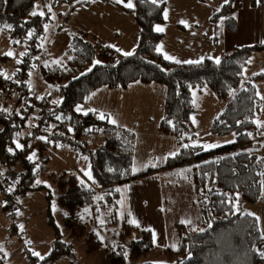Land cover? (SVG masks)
<instances>
[{
  "label": "trees",
  "instance_id": "trees-1",
  "mask_svg": "<svg viewBox=\"0 0 264 264\" xmlns=\"http://www.w3.org/2000/svg\"><path fill=\"white\" fill-rule=\"evenodd\" d=\"M39 1L49 2L0 0V30L6 29L14 44H25L20 82H14L10 75L0 74V160L7 168L16 163L23 168V175L16 182L18 188L7 186L13 190L14 203L19 194L44 189L38 183L39 172L33 167L35 156H41L43 148L39 147L38 154L32 155L17 148V144H28L39 131L44 108L50 105V89L57 87L61 102L53 103L46 120L47 126L40 132L49 135L52 142L54 139L64 141L85 153L92 174L90 184L72 174H51L57 183L58 204L65 210L64 225L76 237H84L87 254L104 251L101 264H126L128 260L137 262L155 248L150 231L134 227L124 220L117 221V216L113 223L105 218V224L101 226L114 227L118 232V240L106 246L95 231L86 232L82 219L92 222L88 218L94 213V207L115 208L119 186L147 177L158 169L134 174L131 137L127 136L128 141L125 142L117 135L123 129L106 119H97L93 113L81 114L76 108L85 104L101 88L122 89L136 82L161 84L166 88V96L159 130L162 134L177 136L183 142L187 133L193 137L192 90L208 88L217 98L227 101L224 110L211 123L212 134H232L235 141L210 151H203L199 146L183 147L162 167H188L203 228L195 230L178 224L176 248H165L160 253L168 260L165 264H264V256L261 255L264 253V231L257 217L241 212L237 207V203L255 204L262 194L264 159L258 157V152L264 142V125L256 122L261 102L252 83L259 77L252 76L244 88L235 92L250 56L263 50L264 45L236 47L225 53L219 64L210 58L199 63L171 62L158 51L163 34L156 30V26L165 23L166 3L134 0V7L129 9L123 5L128 0H124L119 6L132 15L140 29L138 44L132 55L126 56L92 36L87 39L88 34L75 30L65 62L46 64L42 32L52 18L49 9L43 15L36 12ZM62 3L71 6L62 23L67 22L75 8L89 5L85 0H52L51 6L57 8ZM231 9L230 0L212 15V20L226 17V27L235 31L236 23L229 18ZM33 12L37 15H32ZM43 49L44 60L39 63L37 55ZM0 58L5 57L0 55ZM36 76L40 77L42 84L39 79L37 81L41 86L50 91L40 92L37 115L30 118L28 114L32 106L28 99L33 94L32 81ZM57 113H62L65 121H59ZM54 122L58 124L52 126ZM98 131L103 132L105 141L96 148H89L87 141L81 139L82 135ZM30 156L32 159H29ZM99 195L101 198L96 205L95 197ZM92 205L94 207L90 208ZM88 207L90 209L85 212ZM3 211L14 216L8 207L3 206ZM47 213V223L54 233L51 251L40 258L25 246L22 255L28 264H54L61 256L70 257L71 263L76 264L73 260L74 246L62 240L60 228L49 207ZM11 229L19 232V228ZM0 264H5L2 250Z\"/></svg>",
  "mask_w": 264,
  "mask_h": 264
},
{
  "label": "rangeland",
  "instance_id": "rangeland-1",
  "mask_svg": "<svg viewBox=\"0 0 264 264\" xmlns=\"http://www.w3.org/2000/svg\"><path fill=\"white\" fill-rule=\"evenodd\" d=\"M169 4L172 5L168 9L169 16H172V11L174 10L173 2L168 0ZM232 1V6H234V0ZM52 0L44 3L43 1H39L36 6L37 13H45L47 9H49L52 21L47 23L44 26L43 34V42L46 45V64L50 63H62L65 62V55L67 53V48L70 45L72 32L77 30L75 25L80 24L82 21H86L90 18V15H93L95 11V7L90 8H79L74 9V16L69 17L67 19V23H62V18L67 14L70 9V5L65 3L60 4L57 8H53L51 6ZM128 2V1H127ZM126 2V3H127ZM134 5V0H131ZM158 2H167L166 0H160ZM230 2L229 0H214L213 4H216L214 10L217 12L221 9L223 4ZM244 2H249L255 7V12L252 15L251 22V30L256 34L254 41L256 43L252 44H264V0H244ZM98 4L101 5L100 8L103 9V15L98 16L95 20L86 23L87 27L96 30V31H104L110 37V40L114 42L125 43L127 40H130L134 31L130 28V22L125 18L124 19V28L126 34L123 35L122 32L113 31L116 29L114 22L116 20V9L118 13L129 17L131 14L122 8H114L117 5L115 0H99ZM114 4V6H112ZM124 5V4H123ZM187 5V1H186ZM84 6V5H82ZM187 6H193L191 10L187 13H191L195 11V6L193 3H189ZM186 6V7H187ZM198 6V4H197ZM120 7V6H119ZM167 7V4H166ZM185 7V9H186ZM201 7V6H200ZM184 9V10H185ZM166 10V9H165ZM203 11V10H202ZM125 13V14H124ZM165 14V13H164ZM132 16V15H131ZM133 18V17H132ZM243 20L244 16L241 17ZM134 19V18H133ZM135 21V20H134ZM237 23V21H234ZM137 24V23H136ZM170 23L166 24L165 29L167 30L170 27ZM217 29H220L221 33L223 32V28L221 24H218ZM234 33V32H232ZM241 37V34L238 36ZM91 35L87 36V39H91ZM238 38V39H239ZM170 40H172L171 32L168 30L164 35L163 42L167 44ZM25 51V44L19 43L14 44L8 35V31L6 29L0 30V55L4 56V59L0 58V74L1 75H10L13 71L16 70L18 66V62L21 61V56ZM11 52L12 55L9 56L7 53ZM259 77V79L252 81L256 93L260 99V115L256 119L257 123L264 125V50L254 52L250 59L248 60L247 66L244 68L242 73V80L240 82L239 87L235 90V92L245 87V83L250 81V78ZM41 79L39 76H36L32 81L33 86L36 85V81ZM42 84V82H41ZM164 86V85H163ZM36 87V86H35ZM34 88V87H33ZM165 88V86H164ZM35 89V88H34ZM195 88L192 90L193 97V106L194 112L191 116L192 126H193V137L191 133H187L185 135L184 141L180 142V139L177 136H173L170 134H162L159 130V124L161 119L158 122L157 129V120H158V111L154 108H131L127 110L124 118L121 120V125L123 127H119L123 129L122 132L118 133V137H121L125 142L128 141L127 136L131 137V152H132V169L133 173L137 174L144 167V159L149 161L148 167H153L152 169H158L162 171H166L167 173L163 174L161 178L163 179V183L173 182L175 183L177 179L176 186H173V191L175 192V197L180 205H182L185 199H188L189 206L197 205V195L194 189V185L192 180L188 177V167H177L171 169H163L162 167L172 158L174 155H169L168 158H165L166 152L177 153L179 150L184 148H189L191 146H199L203 151H210L226 144L232 143L235 141L234 135L227 136H217L212 134L211 132V123L215 117H217L225 108L227 101L217 98L208 88ZM52 92L55 94V101L52 96H49L51 100L50 107L53 106V103L60 104L61 98L58 93V88H51ZM46 91V88L40 86L38 89L34 91V95L38 98L40 92ZM207 91V92H204ZM50 91V93H52ZM43 93V94H44ZM208 93V94H206ZM119 93H114L112 95L117 96ZM156 96V100H158L159 92L154 93ZM166 96V88L164 94L163 104L159 105V109L162 108V117L164 115V103ZM91 102V101H90ZM93 104V103H92ZM80 113H83L81 107ZM137 109L141 115L138 116L134 113V110ZM37 109H31L30 114L35 116V112ZM77 110V108H76ZM38 112V110H37ZM104 114V113H102ZM107 113L104 115L106 116ZM37 115V114H36ZM56 118L59 121H65L62 113H57ZM152 118V120H151ZM193 118L195 123H193ZM116 126V125H115ZM120 126V125H119ZM118 127V125H117ZM71 128V126H69ZM105 135L102 131H98L96 133H84L81 137L82 140H87L88 146H99L105 141ZM219 145V147L205 149L201 147V145ZM46 150L43 149V153L40 157L38 155L34 158V170L39 172L38 181L43 185L44 189L30 191L25 195H17L15 200L16 207L18 212L11 216L8 212L7 215L4 213H0V233L5 229L9 232L8 241L4 242L0 245V250L7 253L8 260H6V264H20L19 263V252L12 253L16 248H20L23 250L25 246H28L30 252H37L40 254V258L47 255L51 251V245L54 239V233L52 228L48 225V207L50 208L51 214L53 215L54 220L60 228L61 238L63 241L67 243H71L74 246V258L76 264H101V258L104 255V251H100L95 254H87L85 250L84 237L78 238L75 234L67 229L64 225L65 221V210L60 207L57 201L58 190L56 180L51 177V174L55 176L61 175L63 173L73 174L79 180L90 184L92 182V174L90 163L87 159L86 155L81 154V150L72 148L67 143L62 141L58 142L55 140L51 144V148L47 150V155H45ZM160 154L163 155V158L160 157ZM45 155V156H43ZM138 157L137 169L134 170L133 163ZM258 157L260 159H264V142L262 144V149L258 152ZM45 158L48 159L45 161ZM170 158V159H169ZM155 162H158L155 164ZM12 165V169L16 172H23V168L21 165ZM146 167V165H145ZM146 167V169L148 168ZM76 169L80 170L82 173L77 174ZM149 170V169H148ZM86 173L91 174V178H89ZM138 182L147 183L153 189H156V183H153L147 178H138L136 179ZM126 184V183H125ZM124 185V184H123ZM121 185V186H123ZM163 194L166 196V192ZM100 195L95 197V204H98V200L100 199ZM119 201L123 202V199L120 197ZM119 201L117 203V207H121L119 205ZM188 206L187 202H185ZM169 205H167L168 207ZM94 207V205L89 206ZM86 208L85 212H87ZM108 207V206H106ZM238 210L244 213H252L253 216L259 218V225L262 231H264V181L262 186V194L260 199L255 204H240L237 203ZM159 210L162 212L165 211V206L163 205L162 209H160V204H158ZM108 209L97 208L94 207V213L89 214V220L92 222H87L85 219H82L83 225L86 228V232L90 233L95 231L98 236L101 238L105 245L111 246L118 240V232L115 231L114 227H105L103 228L101 224H105V216ZM121 211V210H120ZM119 211V213H121ZM88 215V214H87ZM185 220V219H184ZM118 221H122L121 218H118ZM186 221V220H185ZM192 222V220H191ZM11 227L14 229L19 228V232L11 231ZM195 230H200L203 228L202 224H195L192 226ZM110 231L113 233L111 234ZM115 231V232H114ZM135 238V237H134ZM160 249L155 247L154 250L147 254L146 256L141 257L137 262H151V263H160L165 264L168 263L167 258L160 253ZM70 257L61 256L57 258L54 264H72L70 261ZM25 264H27L26 260ZM137 262H133L128 260L126 264H136Z\"/></svg>",
  "mask_w": 264,
  "mask_h": 264
},
{
  "label": "crops",
  "instance_id": "crops-1",
  "mask_svg": "<svg viewBox=\"0 0 264 264\" xmlns=\"http://www.w3.org/2000/svg\"><path fill=\"white\" fill-rule=\"evenodd\" d=\"M85 1H87L89 5L80 6L75 9L83 7H95V11L93 15H90L89 19L84 22L82 21L80 24H76V29L83 33L91 35L96 39H99L103 44L110 45L116 50L119 49V52L122 54L126 52H134L138 44L140 29L132 16L130 15L129 17H126L124 15H121V13H118L117 11L119 9H116L117 22H114L116 29H114L113 31H120L123 33V35H125L126 31L124 28V19L126 18L130 22V28L134 31V33L131 39L127 40L125 43H121L119 41L114 42L110 40V37L106 34V32L96 31L86 26V23L95 20V18H97L99 15L102 17L105 15L101 14L103 13V9L100 8L101 5L98 4L99 0ZM158 1L160 0H157V2ZM166 1L167 7L165 13L167 14V16L165 17V23L156 26V29L157 27L163 28L162 32L158 31L163 34V38L158 45V51L164 57L166 55L172 57L173 59L171 60L167 59L171 62L177 63L176 61L178 60L180 61V63H185V61L189 60L202 61L205 58H210L214 61H216L217 59L221 60L225 53L232 51L236 47L255 45L252 43H256L252 42L254 41L256 34L251 30L252 15L256 9L249 2H244V0H234L235 4L234 6H232L231 11L229 12V18L233 21H237V23L235 25L236 30L230 31L226 27V17H220L215 21L212 20V15L217 12V10H214L215 7H217L216 4H213L214 0H205L203 2L199 0H171L174 7L172 16H169L168 14V9L172 5L169 4L168 0ZM186 1L187 5L189 3H193V5L195 6V11L187 13L194 7L187 6ZM117 5L119 4L117 3ZM224 5L225 4H223L222 7ZM112 6H114V4H112ZM114 8L121 7L115 6ZM74 11L75 10H73L70 15V17L72 18L74 16ZM242 16L245 17L244 20L241 18ZM168 23H170L171 25L166 30L165 26ZM218 24H221L223 28L222 33L220 29H217ZM168 30L171 32L172 40L165 44L163 42V39ZM239 34H241L240 38L238 37ZM201 90L204 89L201 88ZM157 91L159 92L158 100H156V96L154 95V93H156ZM114 93L119 94L117 96L112 95ZM164 94L165 88L161 84H142L136 82L122 89L101 88L97 90L85 104L80 105L79 107H81L83 110V113L81 114L93 113L97 117V119H100L101 113H107L106 116L104 115V119L108 120L109 122L111 120H115V123L112 124L116 126L118 125V127H123L121 125L126 126V124H121V120L124 118L127 110L131 108L151 107L158 111V120L156 122L158 129V122L162 118V108L160 110L159 105L163 104ZM52 98H54L55 101L54 93ZM134 113L138 116L141 115V113L137 109L134 110ZM96 147L97 146H92L89 148ZM42 154L44 153H41V155ZM47 154L48 153L46 151L45 155ZM81 154L86 155L83 152H81ZM170 154L172 155L173 152H166L165 158H168ZM160 157L163 158V155L160 154ZM143 159L144 167L137 174H143L148 171V169L153 168L147 166L149 164V161L147 162L144 155ZM157 163L158 162H155V164ZM137 164L138 157H136L133 163L134 170L137 169ZM145 165L146 167H148L147 169ZM76 172L77 174L82 173L78 169H76ZM165 173L167 172L157 170L153 171L147 177H144L147 178V180L156 183V189L152 188L153 184L151 187L147 183L138 182L137 180L129 181L123 186H119V199L121 197L123 199V202L119 201L118 199L117 203L119 201V205H121V207L116 206L115 208H109L105 216V218H107L109 214H114L115 218L117 216V221L118 218L124 220L126 217L127 223H130L134 227H138L139 229L150 231L155 247L159 248L160 250H163L165 248H176L178 243V224L188 225L191 228L194 224L195 227H197V224H202V218L200 215L198 204L190 207L188 199H185L182 205H180L175 197L173 186H176L177 179H179L181 176L179 175L175 183H163V179L161 178V176H163V174ZM164 191L167 194L166 196L163 194ZM3 198L4 197L0 195V213H4L5 215H7V213L3 211ZM185 202H187L188 206ZM158 204H160V209H162L163 205L166 207L164 212H162V210H159ZM167 205L169 206L167 207ZM104 209H107V207H104ZM119 211L121 213H119ZM132 221H135L136 223H132ZM11 231L14 232V230L12 229ZM9 237V232L4 229L0 233V245L8 241ZM17 252H19L20 254L19 263L25 264L24 260L26 259L21 253L22 249L16 248L12 253ZM4 254L6 261L8 260L9 255L7 256L6 252H4Z\"/></svg>",
  "mask_w": 264,
  "mask_h": 264
},
{
  "label": "built area",
  "instance_id": "built-area-1",
  "mask_svg": "<svg viewBox=\"0 0 264 264\" xmlns=\"http://www.w3.org/2000/svg\"><path fill=\"white\" fill-rule=\"evenodd\" d=\"M34 38H36V35H34ZM44 51H45V49H43L37 55L39 63L44 60ZM22 68H23V62L19 61L16 70L13 71V73L10 75L14 82H20ZM35 86H33L35 89L33 87L31 88L33 93L36 90V88L38 89L41 86L40 82L37 81ZM52 97H53V93H52ZM39 100H40L39 98H36V96L34 94H32V96L28 99L29 105L32 106L31 109L35 108L38 110ZM37 110L35 112V116H32L30 114L31 110L29 111L28 116L30 118L36 117ZM50 110H51V107L46 105L44 108V119L39 125V131H37L33 135L32 140L28 144H24V145L22 144L20 147V150H26L28 154L35 155V154H38L39 147H42L46 151L51 148L52 138L49 135H43L40 132V130H44L47 126L46 120L50 116ZM56 124H58V123L54 122V124L52 126H55ZM0 157H1V155H0ZM1 161L2 160H0V195H2L4 197L3 198V206L10 208L11 214L15 215L18 212V209H17L16 204L14 203V200L12 197L13 196V194H12L13 190H11L10 187L7 188V186L18 188L16 182L19 179V177H21L23 175V173L22 172L16 173L11 167H8V168L5 167V165H3V163H1ZM106 220L108 222L113 223L115 221V215L109 214L108 217L106 218ZM124 221H126V217H125Z\"/></svg>",
  "mask_w": 264,
  "mask_h": 264
},
{
  "label": "snow or ice",
  "instance_id": "snow-or-ice-1",
  "mask_svg": "<svg viewBox=\"0 0 264 264\" xmlns=\"http://www.w3.org/2000/svg\"><path fill=\"white\" fill-rule=\"evenodd\" d=\"M115 2L118 3V4H120V3H124V0H115ZM156 2H157V0H152V3H153V4H155ZM124 6H125L126 8H129V9H131V8L134 7V5H133V3L131 2V0H128V2L124 4ZM32 15H37V13H36V12H33ZM40 15H43V13H40ZM166 16H167V14L165 13V17H166ZM182 23H183V22H182ZM156 30L162 32V31H163V28L157 27ZM117 51H119V49H117ZM7 55L11 56L12 53L9 52V53H7ZM124 55L129 56V55H132V53H131V52H126V53H124ZM165 59H169V60H171V59H173V58L170 57V56H167V55H166V56H165ZM176 62H177V63H180V61H178V60H177ZM199 62H200V61H191V60H189V61H185V63H199ZM216 63H217V64L220 63L219 59L216 60ZM261 99H264V97H261ZM77 111H80V109L77 108ZM104 118H105V117H104V114L101 113V114H100V119H104ZM110 122H111V123H115V120H111ZM193 123H195L194 118H193ZM20 147H21V145L17 144V148H20ZM201 147H203V148H205V149H209V148L219 147V145H210V144H206V145H201ZM172 155H175V153H173ZM29 159H32V157L30 156ZM86 175H88L89 178H91V174H90V173H86ZM38 183H39V181H38ZM249 215H253V214H252V213H249ZM257 219H259V218H257ZM132 223H136V222H135V221H132ZM182 223H183V221H182ZM154 239H155V237H154ZM33 255H34V256H40V254L37 253V252H33ZM261 255L264 256V253H261ZM41 258H42V257H41Z\"/></svg>",
  "mask_w": 264,
  "mask_h": 264
}]
</instances>
